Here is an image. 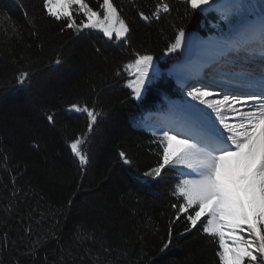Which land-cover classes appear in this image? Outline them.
<instances>
[{"label":"trees","instance_id":"16d2710c","mask_svg":"<svg viewBox=\"0 0 264 264\" xmlns=\"http://www.w3.org/2000/svg\"><path fill=\"white\" fill-rule=\"evenodd\" d=\"M86 2L102 11V0ZM170 2L178 10L159 21L146 22L137 12L149 13L156 0H113L131 28L130 41L123 44L109 40L97 29L76 34L65 28L62 32L63 21L43 15L42 0H0V157H9L7 162L0 159V233L8 231L13 242L10 250H0L5 264L15 260L42 264L45 257L46 264H94L97 255L101 264H105L104 256L119 264H219L218 239L204 234L199 223L181 235L188 221L183 214L176 220L172 208L182 202L173 195L180 172L166 169L148 188L135 180L159 162L162 152L160 136L141 126L142 117L162 109L158 107L164 105L163 97H180L170 72L179 57L166 51L174 42L173 23L205 36L216 22L212 14L199 11L189 10L185 17L179 0ZM74 16L77 21L83 18L76 12ZM33 18L35 24L31 25ZM13 25L18 36L12 33ZM134 50L153 54L160 73L140 100L133 99L127 87L132 77L123 72L115 77V71L132 59ZM57 58L62 61L59 65ZM21 70L32 73L25 88L15 81ZM73 103L105 113L94 132L88 133L90 162L83 167L69 144L87 133L88 120L86 113L67 110ZM45 112L55 114L53 124L48 123ZM120 150L129 154L131 166L119 159ZM14 188L28 195L18 192L17 199L12 194ZM9 205L14 214L5 211ZM30 213H34L31 223L35 232L43 235L55 226L58 237V241L48 239L34 256L27 255V238L20 239ZM41 213L44 219L36 225ZM170 222L173 239L163 249ZM80 226L83 234L93 235L94 240L76 241ZM17 245L20 251H16ZM101 245L111 246L112 252L105 254Z\"/></svg>","mask_w":264,"mask_h":264},{"label":"snow or ice","instance_id":"6c2138e0","mask_svg":"<svg viewBox=\"0 0 264 264\" xmlns=\"http://www.w3.org/2000/svg\"><path fill=\"white\" fill-rule=\"evenodd\" d=\"M179 3L184 6L185 17L189 15V10L201 13L215 11L219 13L220 19L229 25L233 24L234 20L244 21L236 36L226 39L223 43L227 52L236 54L254 56L257 48L259 49L262 65L260 91H224L221 99H214L213 97L220 96L221 93L210 91L206 85L191 87L187 96L191 101L198 103L185 101L179 106V115L175 120L153 131L154 136L157 132L161 133L160 160L154 167L136 176L135 180L141 187L148 188L153 181L163 177L166 169L178 170L181 178L173 187V195L182 202L173 204L172 208L175 209L176 220L181 219L183 214L188 221V227L181 235L197 228L199 223L204 234L218 239L216 255L219 264H245L246 258L249 264H257V254L260 264H264V0H258V4L253 0H179ZM99 9L102 11L95 10L86 0H42L41 11L48 18L63 21L62 32L65 28L73 30L76 34L84 29H97L109 40L128 44L130 25L121 16L113 0H102ZM174 10L178 9L170 0H156L149 13L138 10L137 15L146 22L159 21L164 16H170ZM74 12L82 14L83 18L77 21ZM24 16L26 20L29 19L26 10ZM34 24L33 18L31 25ZM172 26L176 32L174 42L167 46L166 51L169 53L182 49L188 42L185 27L175 23ZM12 33L19 35L15 25L12 27ZM96 51L99 52L100 49L97 48ZM55 63L59 65L62 61L57 58ZM122 72L133 77L127 87L131 89L132 98L135 100H140L146 88L160 75L153 54L147 50H134L132 59L115 71V77H120ZM31 79L32 73L26 70L19 71L15 77L20 88L30 85ZM249 101L252 105L240 111L237 106L246 105ZM67 110L87 115V133L77 136L69 144L72 154L83 167L90 162L89 150L86 147L90 140L88 133L94 132L95 126L103 119L105 113L97 111L95 107L76 103L70 104ZM45 116L49 124L54 123V113L45 112ZM230 116L238 122H230L227 119ZM33 147L38 145L33 144ZM118 156L124 164H133L127 152L120 150ZM0 159L7 162L9 157L3 155ZM16 182L13 175V185ZM18 192H22L25 197L28 195L22 189L14 188L13 196H17ZM68 204L71 205L72 200H69ZM5 211L14 214L11 205ZM33 215L34 213L29 214L30 222L23 228L20 237L21 241L27 238L28 243L24 247L29 256H34L37 249L48 239L58 241L55 226L51 232L43 235L34 231L31 223ZM40 217V220L34 221L36 225L43 221V213ZM21 222L23 223V219ZM226 231L230 235H226ZM83 233V226L78 227L75 240L80 243L94 240L93 235ZM242 233H247L249 238L246 239ZM172 239L170 222L168 242L164 243L163 249L169 247ZM12 246L9 232L0 233V250H10ZM101 247L105 254L112 252L111 246ZM16 251H20L19 245L16 246ZM60 251L63 253V248ZM86 251L90 252V249ZM101 259V256L97 255L94 264H101ZM103 260L105 264H119L115 258L108 261L107 256H104ZM46 261L47 257L42 264H46ZM0 264L5 262L0 260ZM8 264H21V261H9Z\"/></svg>","mask_w":264,"mask_h":264},{"label":"bare ground","instance_id":"6f19581e","mask_svg":"<svg viewBox=\"0 0 264 264\" xmlns=\"http://www.w3.org/2000/svg\"><path fill=\"white\" fill-rule=\"evenodd\" d=\"M253 2L258 4V0H253ZM243 23L244 21L241 20L238 25L230 29V34L228 36V39H232L236 36L237 30L243 25ZM226 34L227 33L223 34L222 32L220 33V35H218L217 33H213L205 38L201 36H197L195 39L194 57L191 60H179L173 65V72L175 76L178 78V80L180 82L183 81L182 83H186L187 79L185 80V78L187 76H190V74L193 77L192 76L188 77V80L189 79L194 80L198 74V71L200 70V68L203 66L204 63L212 64L210 68L211 69L210 72H215V73H216V69H220L221 64L227 63V61L229 60H225V58L224 60H217V56H218L217 53L226 49L223 43L224 42L223 39L225 38ZM240 54L243 55L244 53H240ZM234 55H238V54L235 53ZM260 61H261L260 53L256 51L254 56L249 55V60L247 61L249 66H242V68L243 67L244 68L253 67L254 69L259 68L258 70H255V71H261L262 65ZM228 71L230 73H233V77H231L233 81L227 80L222 83L219 82L218 84L223 85V87L221 88L210 87L209 89L210 91L213 90L212 92L214 93H221L220 96L213 97L214 99H221L224 91H232L234 93H247V92L260 91V90H257L251 87L257 84L259 86V82H257L256 84L249 83L250 85H244V84L237 83V81L243 82L242 77L239 75L241 68H236V69L227 68L222 72H228ZM204 78L206 77L204 76ZM243 83H246V82H243ZM197 85H195L194 87L199 88L200 86H197ZM251 105H252V102L249 101L246 105H241L237 107L239 108L240 111H244L247 109V107H250ZM227 119H229V121L232 123L238 122L234 117H231V116L227 117ZM147 121L150 122L149 124H154V125L157 124V126L152 127L153 130H155L156 128H161L162 124L167 123V120L165 118L157 114L148 117Z\"/></svg>","mask_w":264,"mask_h":264},{"label":"rangeland","instance_id":"374dc122","mask_svg":"<svg viewBox=\"0 0 264 264\" xmlns=\"http://www.w3.org/2000/svg\"><path fill=\"white\" fill-rule=\"evenodd\" d=\"M207 13H211L212 15H214V16H216L217 17V24H216V26H214L213 27V29H214V31H215V33L217 32V34L218 35H220V33L222 32L223 34L224 33H227L226 34V36H229V34H230V29L231 28H234L236 25H238L239 23H240V21L241 20H234V22H233V24H231V25H229V24H227V23H225L224 21H222L221 19H220V15H219V13H217V12H215V11H210V12H207ZM204 14V13H203ZM228 39V38H227ZM225 41V40H224ZM210 65L211 64H209V67H210ZM224 65H226V64H223L222 65V67L224 66ZM222 67H220V68H222ZM216 72H218V74L217 73H214V74H212L213 76H210L209 75V77L207 78V81L209 82V84H207V86H213L214 84L216 85V83L215 82H225V81H227V80H231V81H233V79H229L228 77H230L227 73H225V72H222V70L221 69H216ZM213 73V72H212ZM192 75L190 74V76H187L186 78H185V80L186 79H188V77H191ZM176 77V76H175ZM193 77V76H192ZM132 79H133V77H132ZM184 80V81H185ZM176 81H177V83L179 84V86H181L182 87V97H183V99H184V101H181V100H175V101H167L166 103L168 104V109H167V115H165V118H166V120H167V123L166 124H163L162 125V127L161 128H163V127H165L166 125H168L171 121H173V120H175L176 118H177V116L179 115V113H178V109H179V106H181V105H183L184 103H185V101H189V102H191V103H198V102H196V101H191V99H190V97H188L187 96V92L188 91H190L191 90V87H194V86H192L191 84H186V85H184V83H182V82H180L178 79H177V77H176ZM129 82V81H128ZM128 82H127V84H128ZM213 83V84H212ZM237 83H238V81H237ZM184 85V86H183ZM223 87V86H222ZM130 89V88H129ZM213 91V90H212ZM201 107H203V106H201ZM210 111V110H209ZM160 116H161V114H159ZM152 118V117H151ZM164 122V121H163ZM150 122H148V121H146L145 119H144V121H143V126L145 127V129L147 130V131H150L152 134H153V129H152V127L153 126H157V124H149ZM148 125H151L152 127H148ZM161 126V125H160ZM156 135L157 136H161V133L160 132H157L156 133ZM225 234L226 235H230V233H228L227 231L225 232ZM242 235H244L245 236V238L246 239H248L249 237L247 236V233H242ZM245 264H249V262L247 261V263H245Z\"/></svg>","mask_w":264,"mask_h":264},{"label":"water","instance_id":"95a60500","mask_svg":"<svg viewBox=\"0 0 264 264\" xmlns=\"http://www.w3.org/2000/svg\"><path fill=\"white\" fill-rule=\"evenodd\" d=\"M186 33L188 34V42L186 43L185 47L176 51L182 60H189L194 55L196 34L191 31H186Z\"/></svg>","mask_w":264,"mask_h":264}]
</instances>
